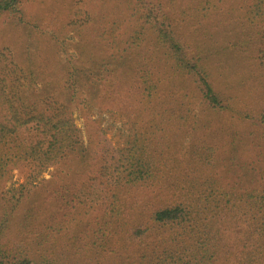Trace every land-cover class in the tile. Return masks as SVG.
I'll return each mask as SVG.
<instances>
[{
	"label": "trees",
	"instance_id": "obj_1",
	"mask_svg": "<svg viewBox=\"0 0 264 264\" xmlns=\"http://www.w3.org/2000/svg\"><path fill=\"white\" fill-rule=\"evenodd\" d=\"M30 1L0 0V12L24 20ZM98 1L101 12L86 16L81 32L76 28V45L82 57L102 44L108 52L89 67L74 64L67 78L49 79L65 98L56 99L49 86L43 109L37 92L16 104L17 93L5 90L13 69L0 56V98L13 108L0 109L5 227L30 191L24 183L6 189L12 170L31 166L29 181L55 167L40 189L48 208L24 209L20 244L0 236V264H67L100 248L117 252L130 239L142 244L143 257L155 254L148 264H213L233 244L250 256L241 264H264V110L236 109L216 87L212 59L219 50L207 40L225 36L231 56L242 60L240 73L257 84L250 94L264 95V0H130L123 29L119 17L104 13L112 0ZM105 21L103 42L93 26ZM82 89L86 103L132 124L122 146L90 112L77 125L69 104ZM197 100L206 109L199 115L192 108ZM228 113L241 132L216 126ZM30 124L41 137L27 143L18 135ZM186 128L197 136L188 156L196 175L176 181L167 177L172 159L165 142Z\"/></svg>",
	"mask_w": 264,
	"mask_h": 264
},
{
	"label": "rangeland",
	"instance_id": "obj_2",
	"mask_svg": "<svg viewBox=\"0 0 264 264\" xmlns=\"http://www.w3.org/2000/svg\"><path fill=\"white\" fill-rule=\"evenodd\" d=\"M130 0H112L111 5L105 9L104 13L112 14L119 17L123 23L121 29L127 27L130 21V7L125 9L126 2ZM167 4H178L180 0H167ZM25 12V19L21 20L16 16L15 11H3L0 12V56L4 64H10V70H12L9 83L7 82L6 91L13 88V93L16 92L17 96L13 97L18 104L19 98H26L29 93L37 92L40 97L38 109L44 108V102L46 100L45 94L47 88L51 86L53 88L52 95L56 99L65 98L66 90L57 89L53 86V83L49 82V79H56L58 75L68 77L69 70H72L74 64L85 65L89 67V62L97 61L104 56L108 51L104 44L98 45L96 49L87 51L86 55L92 52L93 59H89L86 55L82 57L80 48L76 45L79 38V32H81L84 18L90 14L101 12L99 8V1L96 0H31L23 6ZM72 21H79L73 25ZM93 27L94 34L98 36L99 41H105L100 35L105 33L108 29V23H97ZM76 28L78 30H76ZM59 36L60 40H65L63 48L60 47L61 41L56 38ZM216 38V41H214ZM209 37L212 47L217 48L218 54L212 59L214 64L213 71L215 73L214 82L216 87L221 90L225 96L233 97L234 108L243 109L253 113L255 111L264 110V95L256 98L250 94L254 89L256 82L247 78V73L244 71L240 73V61L237 57H232L230 51L231 47H228L224 41L226 37L223 35ZM97 40V38H95ZM221 46H226L221 49ZM217 53V52H216ZM81 56V59L80 57ZM13 60V61H12ZM30 71L34 74V79L31 81ZM63 68V72H61ZM11 76V77H10ZM28 76V80L25 78ZM84 81V79H82ZM12 84L14 86H12ZM255 90V89H254ZM13 93L9 96H13ZM72 93V91L70 92ZM3 96V95H2ZM84 90H77L74 96L70 99L69 110L73 111L75 122L78 126L84 124V111L90 112V114L100 121L102 127L106 129L107 135L111 138L113 144L116 146H122L131 134L132 124L126 117H118L117 114H112L105 109H101L97 104L86 103L84 101ZM258 96V95H257ZM256 96V97H257ZM7 99L0 98L3 101L0 104L1 110H13L11 103L4 101ZM48 100V99H47ZM13 105V104H12ZM15 106V105H14ZM195 115H199L202 110H206L202 107L199 100L192 106ZM235 116L232 114L223 115L221 120L216 123V126H223V129L233 132H241L239 126H237L238 120H234ZM234 122L232 125L231 122ZM215 126V127H216ZM35 126L32 124L23 126L19 129L18 139L31 142L41 137L37 134ZM202 137V136H201ZM171 141H166L165 152L172 159L170 162L172 180L178 181L183 176L196 175L194 169L195 161L193 158L188 160V156H191L195 148L193 144L197 143L196 133L189 128L179 133L176 137L170 138ZM164 143V144H165ZM55 167L44 168L38 173V175L29 181L27 177L30 175L31 166L25 164L12 170L11 177L6 183V189L11 186L18 187L24 183L29 186L30 191L27 193L26 198L23 199L19 208H17L15 214L9 218V222L6 227L4 221H2V215L6 210L3 196L4 192L0 191V236L9 239L11 243L20 244L21 239L20 231L22 232L23 211L31 205L37 204L41 210L47 209L45 200L42 199L40 189L42 186L43 178L50 177V173ZM186 180V179H182ZM178 186L183 190L185 187ZM172 196L173 193L168 190ZM37 214V212H36ZM108 246V245H107ZM163 247V246H161ZM117 250V249H116ZM162 250V248H160ZM143 246L140 242H134L130 239V243L126 244L124 248H118L117 252L109 250L107 248H100L97 252H89L78 257H73L71 260H66L67 264H148L149 262H156L155 254L146 255L143 257ZM250 255V254H249ZM250 256L246 254L241 244H233L232 250L225 251L224 249L216 256L213 264H241L242 261L248 259Z\"/></svg>",
	"mask_w": 264,
	"mask_h": 264
}]
</instances>
